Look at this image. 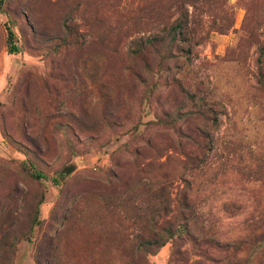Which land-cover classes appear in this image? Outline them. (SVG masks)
<instances>
[{
    "label": "rangeland",
    "instance_id": "obj_1",
    "mask_svg": "<svg viewBox=\"0 0 264 264\" xmlns=\"http://www.w3.org/2000/svg\"><path fill=\"white\" fill-rule=\"evenodd\" d=\"M0 264H264V0H0Z\"/></svg>",
    "mask_w": 264,
    "mask_h": 264
},
{
    "label": "trees",
    "instance_id": "obj_2",
    "mask_svg": "<svg viewBox=\"0 0 264 264\" xmlns=\"http://www.w3.org/2000/svg\"><path fill=\"white\" fill-rule=\"evenodd\" d=\"M176 29L178 30V35H182L183 32H185L186 27L183 25H176L175 28H172V33L174 35V33L176 32ZM170 41H174V39H170ZM8 53L12 54L16 52V47L13 46V44H11V42H8ZM157 224V223H156ZM156 224H154V226H157ZM177 228H181L182 230V226H178ZM151 237H157L158 239L162 238L163 235H160L158 233H150ZM165 235L167 238H170L173 235V232L170 231L169 229H166ZM156 244V242H155ZM148 245H151L148 243Z\"/></svg>",
    "mask_w": 264,
    "mask_h": 264
}]
</instances>
